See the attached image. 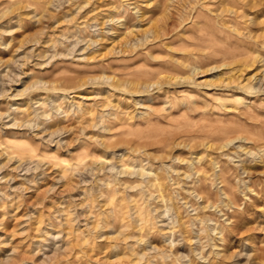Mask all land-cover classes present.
Segmentation results:
<instances>
[{
	"label": "rangeland",
	"instance_id": "374dc122",
	"mask_svg": "<svg viewBox=\"0 0 264 264\" xmlns=\"http://www.w3.org/2000/svg\"><path fill=\"white\" fill-rule=\"evenodd\" d=\"M5 144L0 264H264V0H0Z\"/></svg>",
	"mask_w": 264,
	"mask_h": 264
},
{
	"label": "bare ground",
	"instance_id": "6f19581e",
	"mask_svg": "<svg viewBox=\"0 0 264 264\" xmlns=\"http://www.w3.org/2000/svg\"><path fill=\"white\" fill-rule=\"evenodd\" d=\"M88 1H89V0H88ZM88 4H89V2H88ZM83 8H84V7H83ZM113 9H114V8H113ZM118 9H119V8H118ZM77 105H78V104H77ZM77 105H76V106H77ZM104 107H105V106H104ZM94 110H95V109H94ZM32 113H33V112H32ZM107 114H108V113H107ZM13 125H14V124H13ZM16 144H17V143H16ZM8 146H9V145H8ZM8 146H6V144H5V147H4V145H3V147L0 146V149L3 150V151L0 152V153H2L3 156L6 155L7 157H8L9 154H11L10 156H12V155L14 156L15 153H14L13 151H10V152H13L14 154H12V153H8V150H9V149L7 148ZM26 147H27V146H26ZM9 148H10V147H9ZM21 151H22V150H21ZM23 152H24V151H23ZM25 152H26V151H25ZM28 152H29V151H27L26 154H27ZM30 152H31V151H30ZM18 153H19V152H18ZM16 154H17V153H16ZM20 154H21V153H20ZM22 155H23V154H22ZM28 155H29V154H28ZM31 155H32V154H31ZM10 156H9V157H10ZM16 156H17V155H16ZM18 156H19V155H18ZM33 156H34V155H33ZM0 157H2V156L0 155ZM21 157H22V156H21ZM13 158H14V157H13ZM32 158H33V157H32ZM23 161H24V160H23ZM15 163H16V166H15L13 169H15V170H20V169L23 170V166H22V165L24 164V162H20V161L18 160V161H16ZM0 167H1V166H0ZM103 170H104V169H103ZM94 172H95V171H94ZM136 172H137V171H136ZM141 172H142V171H141ZM139 173H140V172H139ZM140 174H142V173H140ZM144 178H145V177H144ZM155 178H156V177H155ZM157 178H158V177H157ZM158 180H159V179H158ZM151 182H152V181H151ZM154 182H155V181H154ZM159 183H160V181H159ZM155 184H156V183H155ZM161 185H162V184L160 183V187H161ZM158 186H159V185H158ZM158 186H156V187H158ZM142 188H143V187H142ZM151 188H152V187H151ZM159 189H160V188H159ZM159 194H160V193H159ZM157 196H158V194H157ZM158 198H161V197L158 196ZM161 199H162V198H161ZM157 200H158V199H157ZM162 200H163V199H162ZM108 206H110V205H108ZM109 213H110V212H109ZM137 213H138V212H137ZM139 214H140V213H139ZM146 214H147V213H146ZM136 218H137V217H136ZM150 230H151V229H150ZM164 234H165V233H164ZM66 238H67V237H66ZM12 252L15 253L14 250H12ZM216 254H218V253H216ZM218 255H219V254H218ZM8 256H9V255H8ZM217 257H218V256H217ZM221 258H222V257H221ZM226 259H227V258L224 257L223 260H222V262L225 261ZM227 260H228V259H227ZM12 262H13V259H12ZM222 262H220V263L223 264ZM5 264H6V263H5ZM12 264H13V263H12ZM224 264H225V263H224Z\"/></svg>",
	"mask_w": 264,
	"mask_h": 264
}]
</instances>
